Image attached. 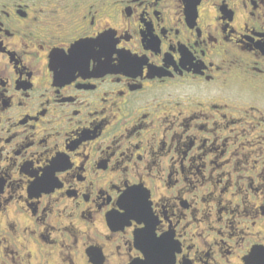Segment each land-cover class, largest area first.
I'll list each match as a JSON object with an SVG mask.
<instances>
[{"label": "flooded vegetation", "instance_id": "obj_1", "mask_svg": "<svg viewBox=\"0 0 264 264\" xmlns=\"http://www.w3.org/2000/svg\"><path fill=\"white\" fill-rule=\"evenodd\" d=\"M146 257L264 264V0H0V264Z\"/></svg>", "mask_w": 264, "mask_h": 264}, {"label": "snow or ice", "instance_id": "obj_2", "mask_svg": "<svg viewBox=\"0 0 264 264\" xmlns=\"http://www.w3.org/2000/svg\"><path fill=\"white\" fill-rule=\"evenodd\" d=\"M72 54H73V49L69 48L68 49V57L70 58L72 56ZM89 59H94V57H89ZM136 220H137L136 217H131L126 222H129V227H132V222H135ZM148 223H149V221L145 220V221H143V223L140 226H143L144 224H148ZM151 225H152L151 236H152L153 241H155V243H157V244H163L166 240V235H167L166 230L163 229V226L160 225L159 222L156 220H153L151 222ZM157 228H159V230H160L159 235L157 234V231H156Z\"/></svg>", "mask_w": 264, "mask_h": 264}, {"label": "water", "instance_id": "obj_3", "mask_svg": "<svg viewBox=\"0 0 264 264\" xmlns=\"http://www.w3.org/2000/svg\"><path fill=\"white\" fill-rule=\"evenodd\" d=\"M75 51V50H74ZM155 260V258L153 257H146V260L139 262V264H147V263H152V261ZM134 264H138V263H134Z\"/></svg>", "mask_w": 264, "mask_h": 264}, {"label": "rangeland", "instance_id": "obj_4", "mask_svg": "<svg viewBox=\"0 0 264 264\" xmlns=\"http://www.w3.org/2000/svg\"><path fill=\"white\" fill-rule=\"evenodd\" d=\"M2 263V262H1Z\"/></svg>", "mask_w": 264, "mask_h": 264}]
</instances>
